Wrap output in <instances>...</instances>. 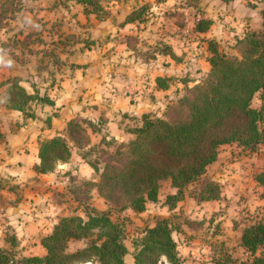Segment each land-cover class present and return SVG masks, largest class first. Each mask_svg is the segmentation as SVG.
I'll return each mask as SVG.
<instances>
[{
  "label": "trees",
  "instance_id": "obj_1",
  "mask_svg": "<svg viewBox=\"0 0 264 264\" xmlns=\"http://www.w3.org/2000/svg\"><path fill=\"white\" fill-rule=\"evenodd\" d=\"M113 1L76 0L85 11L98 17H103L101 13L106 15L105 4ZM221 1L230 3L233 0ZM147 8L148 5L137 8L126 22L146 21L149 18L145 14ZM211 25L212 20L200 19L195 31L205 33ZM209 51L211 72L202 84L189 87L177 103L169 105L165 117L144 115L141 124L130 131L133 139L113 151L107 139L100 142L97 148L102 158L90 165L100 173L101 180L96 187L109 209L100 211L89 203L86 218L80 215L60 217L53 231L41 239L46 254L24 257L21 264H126L125 257L129 254L127 223L131 220L129 217L114 220L112 210L116 206L118 209L114 212L120 217L127 210L145 212L150 202H159L162 185L169 181L177 190L166 198L165 204L170 210H175L187 197L198 203L223 198L222 187L215 181L208 183L197 195H187L186 189L208 177L210 167L219 160L222 146L237 144L251 152L264 146V105L261 109L253 107L256 96L264 91V11L262 27L247 32L244 38L236 41L234 51L237 54L221 51L215 41H209ZM159 84L167 86L162 79ZM8 86V108L26 113L34 96L18 82H9ZM46 102L51 104L44 96L43 103ZM66 132L67 137L41 141L37 173L49 174L70 162L73 153L70 143L77 149L87 148L91 145V134L99 130L92 121L75 118L68 122ZM5 141L6 134L0 128V146ZM101 163H104L102 170ZM255 180L264 200V169ZM1 188L0 185V192ZM70 193L74 197L75 192ZM73 199L80 201L76 195ZM92 199L91 192L89 200ZM170 219L157 220L153 227L133 240L135 264H165V259L168 264H183ZM185 223L200 226L189 220ZM7 240L9 248L16 247L19 242L15 234H8ZM82 240H89L86 247L69 251L72 241ZM241 248L246 259L239 260L232 255L230 264H264V219L243 230ZM8 250L0 248V264L13 262ZM216 260L217 255L214 261L220 264Z\"/></svg>",
  "mask_w": 264,
  "mask_h": 264
},
{
  "label": "crops",
  "instance_id": "obj_2",
  "mask_svg": "<svg viewBox=\"0 0 264 264\" xmlns=\"http://www.w3.org/2000/svg\"><path fill=\"white\" fill-rule=\"evenodd\" d=\"M166 1L169 0H160L154 4L152 10L153 12L155 10L157 15L152 18H148L144 22L129 23L126 22L128 16L137 8L146 5L149 0H114L111 2L112 7L109 8L108 17L99 19L97 15H93L94 19L89 21L82 14L79 17L69 16L66 25L71 26L73 31L64 35L66 32L64 29V32L60 33L57 38L50 37L53 42L63 45V47L59 49L61 53L57 57L60 66L57 65L51 69V74L58 79L46 87L48 92L45 96L49 98L51 104L44 103L42 112L44 115L48 112L46 108L50 107V112L53 111L55 114H48L45 119L44 117L41 119V114L32 120V123L41 124V131L37 135L26 131L17 134L7 133L0 124V128L6 134V141L0 146V185L2 187L0 202H5V205L3 204L5 208L0 209V217L3 218V222H7L6 228L0 226V248H9L7 240L9 231L14 232L18 241H21L19 232L23 231L25 227L22 221L14 224L16 220L20 219L15 216L18 213L15 215L11 213L15 210L13 207L18 206L17 210L22 212L20 207L23 205L17 203L19 199L23 196L27 198L29 188L37 189L38 185L47 182V178L57 171L56 169L49 174L37 173L36 167L40 164L41 141L57 136L67 137L68 122L80 117L92 121L99 128L105 125L113 127L111 129H116L119 134H111V136L121 137L119 131L122 125L126 130L123 129L127 131L126 127L132 122L137 124L133 127L140 125L145 114L162 115L176 96V93L174 94L170 88L175 79H178L177 77L184 78L178 83L180 88L184 85L192 87L201 83L202 78L206 77L210 70L209 41L217 42L221 50L225 52L234 51L237 40L244 38L249 31L259 30L263 24V2L255 5L251 4L249 0H233L230 3H224L221 0H208L203 4L205 5L203 7L209 8L208 4L212 1L213 4H217L216 13L203 16L195 13V16L191 18H194V22L186 26L184 23H176L173 18L164 17L166 6L170 2ZM75 6L85 10V7L77 2ZM60 7L62 6H58L57 1L54 0L52 7L43 8V26L45 28L55 29V31L61 27L66 28L63 26L64 22L59 20ZM181 9L186 11V7ZM191 10L192 7H188L187 12H192ZM202 18L212 20L211 28L205 33L195 31L196 22ZM58 20L59 24L56 23ZM187 30L191 31V35L188 36L185 33ZM69 35L77 36V38L74 37L65 51L67 45L64 43V37ZM160 79L167 82L166 87L160 86ZM18 129L21 130L24 127L21 126ZM122 133L125 132L122 131ZM92 135L99 136L101 139L112 138L103 129ZM74 158L73 151L70 162ZM81 159L83 160V158ZM70 162L65 165H69ZM167 183L170 184L167 196L175 194L177 190L170 181ZM96 194H98V198ZM226 194L227 191L223 190L221 200L196 202V204L202 209L210 204L226 207ZM92 197L94 206L95 200L98 199L100 205L104 206L103 208L95 206L98 210L109 209L98 190L96 193L92 191ZM187 199L194 200L190 197ZM165 202L166 199L163 200L160 194L159 202L156 204L161 203L162 209L168 213L161 217L162 219L171 218L179 210V205L185 203L183 201L175 210H170ZM229 203L235 204V202ZM182 215L185 219L198 223L200 226L206 225L203 218L195 219L190 216L191 213ZM62 216H58L53 221L51 231L44 234L43 237L53 231ZM21 218L25 221L29 220V217L26 216ZM159 219H156L150 227H153ZM21 224L22 226H20ZM185 227L190 234H193L191 231H195L188 224ZM245 228L242 229L239 242ZM191 236L182 249L178 247L183 264H204L206 260L211 264H216L213 245L210 244L212 251L208 249L205 255H201L199 254L200 248L192 245L194 240ZM175 241L177 242L176 239ZM127 247L129 254L125 257V263L135 264L134 250L128 245ZM43 249L46 254L44 247ZM239 249L243 251L244 259H246L247 255L241 248V244ZM188 252H192V254L186 255ZM44 255L30 256L42 257Z\"/></svg>",
  "mask_w": 264,
  "mask_h": 264
},
{
  "label": "rangeland",
  "instance_id": "obj_3",
  "mask_svg": "<svg viewBox=\"0 0 264 264\" xmlns=\"http://www.w3.org/2000/svg\"><path fill=\"white\" fill-rule=\"evenodd\" d=\"M56 1L58 6H62L59 8L61 10L59 20L63 21V26L66 27L58 28L56 29L57 31H55V29H47L43 26V8L52 7L54 0H0V50H2L0 55H3L5 59H9L13 62L10 67L0 65V124H2L7 133L17 134L26 131L37 135L41 131V124L32 123L33 119H31L30 116L35 118L42 114L41 119H43L42 117L45 119L48 114H55L53 111L50 112V107L46 108L48 112L44 115L42 112L44 104L43 97L48 92L46 87L51 85L52 81L58 79L55 75L53 76L51 74V69L57 65L60 66L57 57L61 53L59 49L63 47V45H57L56 42H53L50 37L57 38L60 33L64 32V29H66L64 35L73 31L71 26L66 25V23H68L67 21H69V16L75 15L79 17L80 14H82V16L89 21L96 16V14L89 10L85 11L76 7V0ZM157 1L160 0H149L146 4L148 8L145 14H148L147 16L149 18L157 15L155 14V10L154 12L152 10ZM169 1H166L169 2V4L166 6L164 17L173 18L176 23H184L186 26L194 22V18H191L195 16V13L202 14V16L205 14L214 15L216 13L217 4H213L212 1L208 4L210 7H206V9L203 4L207 3L208 0ZM249 1L251 4L255 5L262 2L264 3V0ZM105 7L106 15L101 13L100 16L103 17H99V19L109 16V8L112 7V4L107 3ZM182 7H186V11H183L181 9ZM188 7H192V12H187ZM59 20L56 23L59 24ZM74 37L77 38V36L73 35L64 37V43L67 45L65 51L67 47L70 46L69 43L74 40ZM221 51L225 52L224 50ZM226 53H230V55L237 54L236 51H227ZM210 72L211 64L208 74ZM207 76L203 77L199 84H202ZM177 78L178 79H175V82L170 88L174 94L176 93V96H174V100H172L169 105L177 103L186 94L189 88L187 85L180 88L178 83L184 78ZM9 82L13 84L17 82L20 83L30 95L34 96L33 102L26 107V113H20L8 108L6 94ZM263 95L264 91L256 96L253 102L254 108L261 109L263 107ZM167 110L168 107L162 115L154 113L145 115L163 118ZM79 119L84 118L80 117ZM136 125L137 124L133 122L132 124H128L126 127L127 131H125L126 129L124 125H122L119 131L121 137L119 138L111 136V134H119L116 129H111L113 127L105 125L99 128L98 125L96 126L98 130L103 129L106 134L112 137L111 139L105 138L108 143H110V148L108 147L109 145L103 147L104 149L109 148L113 151L118 145L128 143L133 139L134 135H132L130 131L134 130L136 127L133 126ZM21 126H23L24 129H18ZM122 131L125 133H122ZM103 139L91 134V145L84 149H77L73 146V143H70L75 155V158L70 164L58 166L57 171L47 178V182H42V184L37 186V189H30L28 187L27 198L23 196L19 199V202H17L23 205L20 207L22 212L17 210L18 206L13 207L15 210L11 212L14 213V215L18 213L15 216L20 219L19 221L16 220L14 224L16 225L22 221L25 228L23 231L19 232L21 241L17 242L16 247L8 248V252L13 260V262L9 264H21L20 260L24 257H30V255H44L45 252L40 241L44 234L51 231L53 221L58 216L80 215L86 218L88 204H93V200H89V195L92 191L96 193V186L101 180L100 173L96 172L90 164H96V162L102 158L101 154H99L100 152L98 153L99 149L97 147L101 145L100 142ZM81 158H83V160ZM103 168L104 163H101L100 169L102 170ZM263 169L264 146H261L260 150L257 152L245 150L237 144L222 146L219 160L210 167L208 177L188 187L186 189V194L191 196L197 195L201 190L207 187L206 185L208 183L215 181L221 185L222 191H227L225 198L226 207L224 205V207H220L217 204H210L202 209L200 206H197L195 200L190 199H186L185 203H181L179 205V210L175 212L170 219L174 228L173 237L177 240L178 247L182 249L192 235V240H194L192 245L200 248L199 254L205 255V253H207L206 251L211 249L213 245V252L217 255L216 261L220 264H230L232 255L239 260L244 259L245 255L243 251L239 249L242 240L241 237L239 242V237L241 236L242 229L254 224L258 220L264 219V200L261 199L262 191L255 181L256 175L262 172ZM72 190L80 201H75L73 199L75 195L72 197L73 195L70 193ZM169 190L170 184L167 182L164 183L160 191L163 200L166 199ZM69 197H71V199H69ZM96 197L98 198V194H96ZM229 202H235V204ZM3 204L5 205L4 201L0 202V209L5 208ZM155 204L156 203L150 202L145 213H135L129 210L123 213L121 217L118 213L114 212L118 209L116 206V210H112V217L114 220L122 221V217H129L131 220L127 223L128 232L126 236V244L131 249L134 250V239H137V237L149 228L156 219L160 218L159 220H161V217L168 215V213L162 209L161 203ZM95 206L98 208L104 207L103 204L100 205L99 199L95 200ZM186 213H191L190 216L195 219L203 218V220L206 221V225L198 227L192 226L195 231H191L193 234H190L185 227L187 219L182 215H186ZM24 216L29 217V220H23L21 217ZM22 224L20 226H22ZM1 225L3 227L7 226V222H3L2 217H0V226ZM9 235H14V232L9 231ZM88 243L89 240L72 241L69 244V251L75 252L86 247ZM226 248L232 254H230ZM262 251L263 250H261V252ZM180 253L181 252H179V254ZM190 253L192 254V252H188L186 255ZM207 261L208 260H206L204 264H208L209 261ZM209 264L211 263L209 262Z\"/></svg>",
  "mask_w": 264,
  "mask_h": 264
},
{
  "label": "clouds",
  "instance_id": "obj_4",
  "mask_svg": "<svg viewBox=\"0 0 264 264\" xmlns=\"http://www.w3.org/2000/svg\"><path fill=\"white\" fill-rule=\"evenodd\" d=\"M0 52H2V50H0ZM13 62L9 59H5V57L3 55H0V65L3 66H12ZM165 264H168L167 260L165 259Z\"/></svg>",
  "mask_w": 264,
  "mask_h": 264
},
{
  "label": "built area",
  "instance_id": "obj_5",
  "mask_svg": "<svg viewBox=\"0 0 264 264\" xmlns=\"http://www.w3.org/2000/svg\"><path fill=\"white\" fill-rule=\"evenodd\" d=\"M185 33H186L188 36L191 35V31H190V30H187Z\"/></svg>",
  "mask_w": 264,
  "mask_h": 264
}]
</instances>
